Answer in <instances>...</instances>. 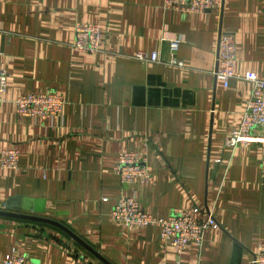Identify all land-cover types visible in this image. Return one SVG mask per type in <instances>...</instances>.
<instances>
[{
  "label": "crops",
  "instance_id": "crops-1",
  "mask_svg": "<svg viewBox=\"0 0 264 264\" xmlns=\"http://www.w3.org/2000/svg\"><path fill=\"white\" fill-rule=\"evenodd\" d=\"M80 24L104 29L101 52L72 50ZM224 33L236 37L235 72L264 80V0H224L198 13L166 9L163 0H0L8 75L0 153L19 152L17 169L0 167L2 201L19 197L20 209L7 211L61 223L112 264H255L264 241V144H225L251 83L237 77L225 88L216 78ZM48 91L66 100L57 118L17 113L19 95ZM125 150L145 154L152 183L121 182L113 167ZM133 193L155 217L190 209L202 219L209 209L215 224L200 247L177 253L160 243L158 227L111 220L117 198ZM11 253L102 264L52 225L0 216V264Z\"/></svg>",
  "mask_w": 264,
  "mask_h": 264
},
{
  "label": "built area",
  "instance_id": "built-area-1",
  "mask_svg": "<svg viewBox=\"0 0 264 264\" xmlns=\"http://www.w3.org/2000/svg\"><path fill=\"white\" fill-rule=\"evenodd\" d=\"M224 0H163L166 9H175L183 13H198L218 10ZM106 33L98 24H80L75 28L71 48L82 53H99L103 50ZM136 57L141 60L157 63L156 55L148 56L145 51H138ZM237 63L236 37L232 34H220L217 44L216 78L225 88L230 86L231 79L239 77L251 83L250 97L240 122L225 139V144L231 147L245 144H264V80L255 73L238 75L235 72ZM183 66L182 61L175 62ZM7 72L0 62V105L7 87ZM66 100L59 92L24 93L15 100L19 115L41 119L57 118ZM0 167L15 170L18 167L19 152L17 149H7L0 153ZM113 172L124 184H149L153 182V174L147 165L145 154L141 150L122 151L117 155ZM264 175V162L261 165ZM0 192V208L2 203ZM113 222L128 229L138 230L147 226L159 228L158 239L180 253L190 243L200 247L204 233L215 224L212 212L207 209L202 219H197L190 209H177L165 217H155L144 211L133 193L120 195L110 213ZM255 264H264V241L259 242L254 249ZM1 264H48L25 258L11 253L5 256Z\"/></svg>",
  "mask_w": 264,
  "mask_h": 264
},
{
  "label": "water",
  "instance_id": "water-1",
  "mask_svg": "<svg viewBox=\"0 0 264 264\" xmlns=\"http://www.w3.org/2000/svg\"><path fill=\"white\" fill-rule=\"evenodd\" d=\"M19 209H20L19 197H10L4 203V210L0 209V216L52 225L58 228L59 230H61L67 236H69L73 241H75L77 244L83 247L88 253H90L102 264H112L99 251L94 249L91 245H89L87 242L82 240L74 232H72L70 229H68L66 226L62 225L61 223L44 217L25 215L21 213L7 211V210L17 211Z\"/></svg>",
  "mask_w": 264,
  "mask_h": 264
}]
</instances>
